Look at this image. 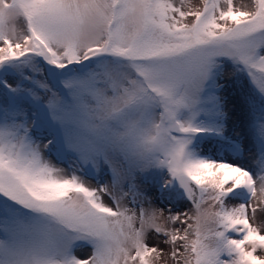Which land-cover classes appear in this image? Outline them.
Wrapping results in <instances>:
<instances>
[{"label":"snow or ice","instance_id":"1","mask_svg":"<svg viewBox=\"0 0 264 264\" xmlns=\"http://www.w3.org/2000/svg\"><path fill=\"white\" fill-rule=\"evenodd\" d=\"M201 5L0 0V264H264V0Z\"/></svg>","mask_w":264,"mask_h":264},{"label":"rangeland","instance_id":"2","mask_svg":"<svg viewBox=\"0 0 264 264\" xmlns=\"http://www.w3.org/2000/svg\"><path fill=\"white\" fill-rule=\"evenodd\" d=\"M193 1V0H191ZM199 7L202 6L201 5V0H199ZM238 0H235V2L237 3ZM247 2V1H246ZM239 3V2H238ZM20 27H23V22H20ZM54 163H57L59 167H67L66 164H59L57 161L53 160ZM97 183V181L95 180H88V184L90 186H95ZM106 203L108 202L107 199L105 201ZM131 207V205H129ZM184 211H188L190 214L192 211H194V209H192V205L188 202H181L179 205H177L176 207L173 208V212H184ZM167 214V213H166ZM254 225H259L260 224V220L259 218L256 220V221H253ZM262 234H264V228H262ZM149 243L152 244V243H155V241L153 240H149ZM161 247H164L163 245H161ZM167 251L168 249L165 248V255L164 257L159 261V264H171V261L168 259V256H167ZM258 254H259V251H258Z\"/></svg>","mask_w":264,"mask_h":264},{"label":"bare ground","instance_id":"3","mask_svg":"<svg viewBox=\"0 0 264 264\" xmlns=\"http://www.w3.org/2000/svg\"><path fill=\"white\" fill-rule=\"evenodd\" d=\"M246 1L247 0H244V2H246ZM199 2H200L199 0H193V1H191L192 5L195 6V7H199V5H200ZM238 2L240 3L241 0H238L237 3Z\"/></svg>","mask_w":264,"mask_h":264}]
</instances>
